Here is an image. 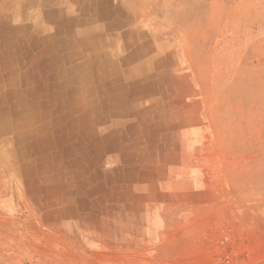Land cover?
<instances>
[{"label": "rangeland", "instance_id": "obj_1", "mask_svg": "<svg viewBox=\"0 0 264 264\" xmlns=\"http://www.w3.org/2000/svg\"><path fill=\"white\" fill-rule=\"evenodd\" d=\"M3 29L14 31L15 52L22 45V31L30 33L32 49H47L43 55L32 51V58L42 65L32 63V72L62 80L61 102H46V112L57 108V116L14 119L19 146L34 140L40 155L39 142L47 141L46 150L57 153L64 179L71 182L73 171L75 183L77 176L78 203L100 209L80 212V223L89 216L97 227L96 240L104 236L105 242L80 245V251L104 250L108 264H140L141 257L143 264H152L151 255L157 253L158 264H172L163 258L166 252L174 253L173 264H221L220 258L236 260L254 244L253 252L264 257V0H0ZM103 35L116 46L111 53L101 48L80 51L85 37L99 42ZM125 45H144V52L132 61ZM109 59L119 66L118 74L113 71L116 83L117 78L128 82L141 76L154 80L151 91L158 94L150 102H140V108L163 112L160 129L168 123L183 124L173 134L166 131V139L178 145L175 157L182 155L183 141L191 140L192 151L206 159L200 167L206 179L200 185L213 192L215 212L202 223L188 225L178 213L163 218L164 203L148 207L135 195L134 187L141 182L128 174V164L121 166L120 179V167L115 173L112 165H99L93 152L103 147L106 134L87 131L82 89L86 72L101 76L108 72L102 66ZM89 61L93 63L84 65ZM134 66L141 68L132 70ZM98 119L97 124H104V118ZM39 125V130L46 127L44 132L34 131ZM32 128L34 132L25 133ZM146 136L136 133L137 144ZM15 146L10 144L0 154V199L11 186L8 160ZM177 172L182 174L183 168L178 171L176 166L173 172L181 177ZM142 210V228H135ZM124 222L125 228L120 226ZM90 231L80 228V240H87ZM184 256L194 260L184 261Z\"/></svg>", "mask_w": 264, "mask_h": 264}, {"label": "crops", "instance_id": "obj_2", "mask_svg": "<svg viewBox=\"0 0 264 264\" xmlns=\"http://www.w3.org/2000/svg\"><path fill=\"white\" fill-rule=\"evenodd\" d=\"M21 1L25 3V0ZM107 33L104 30V35ZM29 35L25 30L22 31V45L15 52L14 31L0 30V154L5 153L3 149L13 143L16 144L13 149L17 150L13 158L8 160L11 166V186H8L6 194L0 199V264H108V254L104 250L92 252L90 248H85L80 251V245L104 244L105 240L104 236L96 240L93 233L97 227L89 216L84 225L80 223V212L95 213L100 209L95 204L83 206L78 203L77 176L73 183L75 173H71V182L64 179L57 153L52 154L46 150L50 148L47 147V141L39 142V149L43 148L40 155L36 153L38 145L34 147V140L19 146L20 131L14 118L57 116V108L53 112H46V102L51 99L62 100L60 77L47 80L40 71L32 72V63L37 62L31 56L32 51L43 55L47 49H32L35 45L30 44ZM104 35L99 38V42L92 37H85L86 42L81 43L84 49L80 51L100 52L101 48L103 52L111 53L116 46ZM125 47L131 53L128 58L132 61L136 55L143 54L145 48L144 45L135 49L134 45ZM37 59H42L41 55ZM39 61L37 67H42ZM91 63L89 61L84 65L89 66ZM103 63L102 68L108 69V72L105 70L101 76L93 77L87 71L85 91L82 89L87 100V131L106 134L102 137L103 147L93 152L99 158V165H112L110 170L115 173L119 170L117 177L120 179L121 166L128 164V174L137 175L136 178L141 182V185L134 187L135 195L140 196L148 207L164 203L163 218L178 213L183 215L188 225L202 223L203 218L215 212L213 192L200 185V180L206 179V176L202 177L204 171H200L204 165L203 154L192 151L195 147L191 140L183 141L182 155L176 158L175 149L178 145L166 139V131L173 134L183 124L176 126L168 123L166 126L169 130L166 126L160 129L164 121L159 120L165 119L163 112L152 107L144 110L140 108V102H150L158 94L151 91L154 80L150 76L132 77L128 82L117 78L116 83L114 79L119 66L110 59ZM139 68L141 66H134L132 70ZM74 79L78 86V74ZM136 117L140 119L139 123H136ZM98 118H104V124H97ZM40 125L34 128L35 132H44L46 127L39 130ZM34 131L32 128L25 133ZM184 131L190 133L189 129ZM139 132L147 136L144 142L137 144L136 133ZM90 163L95 165L93 158ZM176 166L178 171L180 166L183 168L182 174L177 172V176L182 175L179 178L173 173ZM115 167L120 168L116 170ZM176 205V210L170 211ZM142 215L143 210L138 215L140 222L137 221L135 228H142ZM120 226L125 228L126 223ZM82 227L92 230L87 240H80ZM173 241L168 240L166 244L172 245ZM253 246L248 244L247 253L239 255V264H262L264 257L253 252ZM173 254L166 252L163 255L165 262L173 264ZM151 256L154 257L152 264H158L159 254ZM190 257L184 256L182 260H194ZM140 261L143 264V257ZM118 264H126V261Z\"/></svg>", "mask_w": 264, "mask_h": 264}, {"label": "built area", "instance_id": "obj_3", "mask_svg": "<svg viewBox=\"0 0 264 264\" xmlns=\"http://www.w3.org/2000/svg\"><path fill=\"white\" fill-rule=\"evenodd\" d=\"M0 176H1V173H0ZM0 183H1V177H0ZM219 262L221 264H239V261L237 259L234 260L232 257H229V256L220 258Z\"/></svg>", "mask_w": 264, "mask_h": 264}]
</instances>
